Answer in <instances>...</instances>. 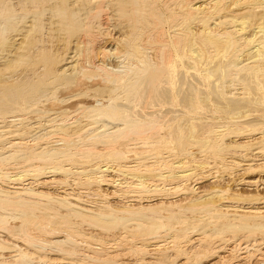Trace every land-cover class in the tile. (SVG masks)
<instances>
[{
  "label": "bare ground",
  "instance_id": "1",
  "mask_svg": "<svg viewBox=\"0 0 264 264\" xmlns=\"http://www.w3.org/2000/svg\"><path fill=\"white\" fill-rule=\"evenodd\" d=\"M3 1L6 0H0V28L3 29L6 26L8 31L9 28L7 29V26L19 22L22 18L25 20L27 18L24 17V13H9V15H6ZM49 1L54 2V0ZM184 1L186 2V0ZM17 2L21 4L22 0ZM60 2L61 5L57 6L59 10L63 6L65 7L64 4L66 3L65 0ZM189 2L191 3H185L187 7H184L182 15L178 14V16L173 12L176 18L169 20L172 22L178 18L179 20H177L181 21L174 24L177 27L172 31L173 50H171L168 47V37L166 40L168 45L160 40L159 35V39H155L156 36H152L155 39L153 41L155 44L149 43V41H152V37L149 40V36H151L153 31H149L150 34L144 30L147 35L149 33L147 37L148 43L145 40L147 44L140 43V39L144 40L143 36H147L145 33L141 35L142 37L138 35L141 31L132 32L129 35L127 34L128 36H124L125 33L118 34L120 30L119 19L127 18L131 20L132 16L136 17V19L140 18L138 23H141L143 19L142 21L147 20L145 22H148L149 27L160 26L161 28L163 19L146 8L145 5L148 2L145 0H93L94 11L92 9V11H88L91 21H95L98 17L100 20V25L98 26L104 23H106V25L104 24L106 27L107 24H110L109 26L114 25L113 28L117 32V34H114L112 43L108 46L110 47L113 44L112 47L109 49L104 48L102 54L103 56L107 54L113 56L121 61V65L118 64V67L109 66L105 64V61L108 63L105 60L106 57H103L104 63L101 61L100 64H95L94 62L93 64L96 65L95 69L103 70L105 74L102 75L103 77L98 76L94 71V74L91 75L92 70L88 69L91 70L88 73V65H81L83 59H80L84 54L86 56V52L82 53L86 51L87 46L83 47L82 49H85L82 50L78 46L80 45L79 43L76 46L74 45V52L69 51V54L74 53L70 57L73 62L69 59L71 61L70 64L73 63L71 66L64 69H59V67L57 72H48L44 75L40 71L38 74L43 77L40 75L41 77L39 76L38 80L35 81L33 79V83L30 81L32 78L25 80L29 77L24 79L21 76L24 80L20 78L21 80H19L22 82L19 81L18 84L23 83L22 86L20 84L18 87L7 88V85L4 89L5 84H2L3 87H1L3 89L0 87V112L6 108L8 110L13 107L10 109L17 115V119L14 116L15 119L10 122H19L14 124L12 129L24 124V121L29 118V116L26 118V112L29 113L32 109V111H35V108H38V111H47L49 109H55L56 111L58 109L59 111L63 108L70 110L73 117H75L74 119H69L71 122H66V120L61 119V116L60 118L53 116V119H48L49 124L52 127H60L59 130L65 128L66 131L77 127L80 121H84H82L81 117L86 122H90L91 127L84 133H77L78 140L72 137V141L68 140L70 137L65 132H61L62 134L56 132L57 127L54 128L55 130H47L48 128H45L41 131H38V129L35 131L33 123H31L33 127L29 130L25 129L27 128L26 124V127L23 126L24 128L15 130H11L10 126L12 125L7 127L8 129L2 125L0 126V231L7 234L6 237L0 236V264H80L79 260L82 257L90 258L91 264H117L118 255L115 252L117 250L115 249L114 252L110 250L112 253H103V249L95 247V245L98 243H103L104 245L105 241L99 240V238L96 239L97 237L94 238L95 236L93 235L83 234L84 232L82 233L79 228V222H75V220L97 227L105 233L118 231L121 239L129 234L131 235L132 232H139L145 238L141 244L138 242L139 246L137 245L138 250L143 253L139 263L144 264H155L160 259V257L156 259L155 257L157 256L154 257V255L153 259H148L150 256L147 254H151L148 253L150 251H155L156 255H158V251H163V253H167V255H163L170 257L168 252L174 254L175 251H178L181 253L185 247L186 249L192 246L194 248L193 244H196V242L212 240L213 238L225 240L224 243L222 242L223 245L218 240L220 242L218 248V244H216L217 253H224L227 248L225 244L229 243L228 239L230 238L226 234L232 229H243L248 234L253 230H256V233L264 232V206H261L264 205V202H262L259 195L255 196V194L253 196L254 193H251L252 190H260L264 186V177L260 175L256 179H242L239 181L237 189L240 188L239 186H246L251 190L250 194L252 196L247 199L249 202L248 207H243L242 201H246L245 197H243L245 193L242 195L241 193L232 192L233 188L230 187L229 189L227 187L226 190H221L220 187L214 186L207 193V191L204 192L202 186L200 187L206 182V179H208L207 181H217L220 169H227L228 166L238 168V170L240 169L244 172H252L255 169L264 170V114L261 113L264 111V0H189ZM9 4L15 5L12 2H9ZM4 5L6 6V3ZM81 6L79 5V7ZM177 6L175 5V7ZM72 11L76 10L73 9ZM37 13H44V11H38ZM79 15L77 13L72 19L67 18V24H73L80 29L85 28L84 34L90 35L91 32L89 30H91V27L87 24L86 19ZM166 20L168 19L166 18ZM158 27L155 29L157 30ZM10 28L13 29V32L16 29L13 26ZM100 28L102 29V27ZM138 30H140L139 27ZM141 30L143 31L142 28ZM10 31L12 32V30ZM162 31H165V29H162ZM169 32H171L170 29ZM7 34V36H10L9 33ZM13 34L15 33L11 35ZM162 34L160 35L162 36ZM71 36L69 34L68 37L71 38ZM164 36L166 37V35ZM90 37L88 36L85 40ZM1 38L0 40L4 41V38ZM23 38L26 37L23 36L21 39ZM163 38L162 40H164ZM91 39L93 38L91 37ZM60 40L62 41V39ZM67 40L70 41L68 38ZM15 41L13 42L15 43ZM20 41L18 42L20 43ZM70 42L72 43L73 41ZM70 42H67V44L69 43V46H73L72 44H76L77 41L72 44ZM59 43L61 44V42ZM119 43L125 44L123 46L125 47L124 50H122L123 48L119 49ZM4 44L7 43L4 42ZM4 46L1 44L0 47ZM22 46H24V42L20 43L18 48H14L19 51ZM64 48L62 46L63 51L65 50ZM79 49L82 50V53H80ZM88 50L92 51L90 48ZM100 50L102 49L97 51L100 52ZM37 52L36 54H38ZM13 53L10 55L16 56V53ZM54 53H57V51ZM79 53L81 54L80 56ZM94 54L97 56L96 53ZM109 55H107V59L110 57ZM85 56L82 58H85ZM95 56H93L94 61ZM98 59L97 61H99ZM89 64L91 65L90 61ZM46 68L43 67L41 70L44 69L47 72ZM34 71L31 69V72L34 73ZM36 72L35 74H37ZM7 73L9 74V72ZM96 74L97 76H95ZM25 75L27 76V73ZM12 76H16L15 73L11 75V78ZM36 76L38 77V75ZM7 78L10 79L9 77ZM8 79L5 78V80ZM48 79L50 83H46ZM13 80L11 79L10 81ZM5 82L7 83V81ZM24 83L28 84V87ZM56 84L59 86L57 89L53 87ZM101 84L109 85L113 96L108 99H102L103 96L102 98L98 96L95 106L87 99H82L85 96L89 97L94 87ZM233 90L236 92H233ZM72 105L78 106V108L73 109ZM148 106L156 109H154V113L146 112L145 109ZM149 111H152V109ZM5 112L7 111L5 110ZM8 112L10 113V111ZM18 113L23 115H18ZM14 114H11V116ZM260 114H263L262 117L257 116ZM6 116L8 117V115ZM254 116L260 119L257 118L258 120L256 121ZM5 117L0 115V123L3 124L5 122L7 118ZM253 117L254 120H252ZM43 119L45 118L43 117ZM30 121L32 122V119ZM40 124L37 123V126ZM37 126L36 128H41ZM46 126L51 127L47 124ZM158 129L160 131L163 130L162 133ZM154 132L159 133L155 135ZM56 133L64 135V138L68 136L67 142H63V144L57 143V145L54 143V145L49 141ZM50 135L52 137L47 138ZM61 135L60 138H63ZM157 135L161 137L155 138ZM81 136L84 138L87 136V138L82 140ZM231 138L234 139L231 141ZM60 141L64 140L61 139ZM165 154H169V156H165ZM226 154L229 155L230 158L228 159L230 161L224 157ZM174 158L177 161L172 163ZM190 159L202 167L210 168L211 171L215 170V172L208 173L204 171V174L194 176L196 172L189 163ZM131 160H136L137 162L131 163ZM256 161H259L260 164L254 163ZM7 165H12V168L8 169L11 166L6 168ZM138 170L147 173L145 175L152 173L159 180L165 182L169 180V182L162 187V185L154 184L157 180L142 176H137L136 179L133 177L135 179H132L134 182H128L129 179H126L127 174L125 173L131 172L132 174L134 171L139 172ZM163 170L166 171L163 172ZM139 174L143 173L140 172L137 175ZM71 175L77 176H74L75 179L71 178L73 180L70 181L69 177ZM252 175L254 174L252 173ZM78 176H81L80 179ZM192 178H194L195 186L190 187L187 182ZM148 181H152L153 184ZM77 185L88 186L85 188L88 191L77 190V192L74 189H66L69 186L76 188ZM96 185L100 189L102 186L104 188L105 186L112 188L111 197L105 193V195H102L115 199V201H103L104 203L95 202L96 200L93 202V199L91 200L92 202L88 201V198L93 197L92 195L90 197V194L95 197L98 196L94 199H99V196H101L100 192L102 189L96 188V190H93L91 188V186ZM59 186L61 187L58 188ZM195 193L200 194V196L194 197L193 194ZM82 194H88L89 197ZM103 196L101 200H103ZM83 197L88 198L84 200ZM12 209L18 210L30 220V223L26 224V226L24 224L14 226L11 218L12 214L10 213ZM240 211L243 213L241 214ZM39 216H42V221L38 220ZM38 233L41 235H43L42 233L47 234L48 237L46 238L48 239H41ZM132 235L135 237L136 234ZM246 236L249 238V235ZM81 237L85 238L82 242H80ZM165 237L169 239V242L160 241L161 238ZM237 237L238 239L241 238L240 236ZM139 239H142V237ZM91 240H95L97 244L95 243L93 246L90 243ZM236 240L234 241L236 242ZM112 241L111 247L115 246L118 248L121 246V240L120 242L117 240ZM258 241H255L256 245L251 242L254 245H251L254 249L264 246V242L261 245L259 244L260 242L257 243ZM83 244L86 245L90 254L86 251H78V246ZM134 244L136 246L137 243ZM240 246L238 247L240 248ZM246 247H248V244ZM41 248L53 249L57 252L56 255L59 256L57 258L53 257L52 251L50 252L52 253L51 256L48 252V254H45L41 252H45ZM102 248L104 247L102 246ZM201 248L206 250L202 246ZM235 248H231L232 251H235ZM6 249L11 251L7 250L3 257V251ZM196 249L200 248L196 247ZM242 249L247 250V248ZM252 249H248L247 252ZM261 251L259 252L263 253ZM192 253L190 252V254ZM221 255L218 258L223 263L221 261L220 263L225 264L223 260L225 257ZM226 257L229 258L231 255ZM85 258L84 260H87ZM179 259L183 260L182 257ZM187 260L184 263L182 262V264L195 263ZM166 261L167 263L169 262L168 260ZM166 261H159L160 263H158L161 264ZM220 263L215 262L213 264ZM195 264H202V262L199 260Z\"/></svg>",
  "mask_w": 264,
  "mask_h": 264
},
{
  "label": "rangeland",
  "instance_id": "2",
  "mask_svg": "<svg viewBox=\"0 0 264 264\" xmlns=\"http://www.w3.org/2000/svg\"><path fill=\"white\" fill-rule=\"evenodd\" d=\"M8 1V2H7ZM17 1H19V0H6V1H3L4 2V4L6 3V6L3 4V6L5 7V10H6V12H5V14L7 15H9V13H15V14H23L24 15V17L25 18H27L26 20L25 19H21V20H19V22H17V23H13L11 26H7V29H8V31L6 30V26H4L3 27V29L2 28H0L1 29V31H0V36L1 37H3L4 38V36H6V37H8V38H4V41L2 40H0V46H1V44L4 46V47H0V53H2V54H0V87L2 86L3 87V85L5 86V87H3L4 89L6 88V86H7V88H11L12 86H15V87H18V86H20V84H21V86L23 85V83H20V84H18L19 83V81L22 79L21 78V76L25 79L26 77H29V78H26L25 80H29L30 78H32V79H30V81L33 83L34 81H32L33 79L36 81V80H38V78H39V76L41 75V74H45V73H48V72H57V70H59V69H64V68H66V67H68V66H71L72 64H70V62L72 61L73 62V60L70 58V57H72L73 55H74V53H71L72 54V56H71V54H69V51L70 52H74L75 50H73L74 48H75V46L76 45H78L79 43H80V45H78V46H80L79 48H83V47H85V46H87L88 48H90V50L92 49V51L90 52L89 50H88V48L86 47V51H83V53L81 52L82 50H84V49H82V50H80V53H82V54H84V52H86L87 54H86V56H85V54L83 55V56H85V58H82L83 56H81V60L83 61H81V65H88V68H87V70L88 69H91L92 70V72H91V70H88V73H90L91 72V75H93L94 74V71H95V73H97L98 74V76L100 75V76H102V75H104L105 73H104V71L103 70H98V69H95V64H100L101 63V61H103V63H104V58H105V60H107V62L108 63H106V61H105V64H108L109 66L111 65V66H113V67H118L119 65H121V61H119V60H117V59H115L113 56H110L109 54H107V55H109L110 57L107 59V55H105V56H103V54H102V52H103V50H104V48H111L112 47V45H110V47H108L109 46V44H111L112 43V41H113V38H114V34H117V32H116V30H114V28H113V26H109L110 24H107V27L105 26L106 25V23H104V24H102L101 26H98V25H100V20L98 19V17L95 19V21L93 22V21H91V18L89 17L90 16V10L92 9L93 11H94V7H95V5H94V3H93V0L91 1V0H80L79 2H78V0H65V7H66V10H65V7L63 6H61L62 8H60V10H59V5H61L60 3V1L61 0H58V1H56V0H54V2L53 1H47V0H22V3L21 4H19V2H17ZM75 1V2H74ZM146 2H148L147 4L146 3H144V4H146L145 6H146V8H148V10H150V12H153V14H157V15H159L162 19H163V24H162V26H161V28H160V26L158 27V26H153V25H151V26H153L154 27V29H152L153 27H149L150 25H148V22H145V21H147V20H144V21H142L141 20V23L142 24H144V25H142L140 22L138 23V20H140V18H137L136 19V17L134 18L133 16L131 17V20H128L127 18H120L119 20V23H120V30H119V32H118V34L120 35V33H122V34H124V36H128L130 33H132V32H136L137 33V31L139 32V31H141L140 33H138V35H142L143 33H145V31L144 30H146V33L147 32H152V34H151V36H149V33H148V35L145 33V35H147V36H143L144 37V40L141 38H139L140 39V43H144V44H147L148 42V39H147V37L149 36V40H150V37H152V36H156L155 37V39H157L159 36H160V40L162 41V42H165L166 44H167V39H168V42H169V49H171V50H173V42H172V40H173V32L172 31H174V29H175V27H177V25H174V24H177L178 22H181V21H178L177 19H174V20H176V21H172V22H170L171 21V19H173V18H176V15H182V13L184 12V9L187 7V5L185 4V3H191V2H189V0H186V2L184 1V0H145ZM154 1H155V3H154ZM158 3H157V2ZM179 1V2H178ZM191 1V0H190ZM9 2L11 3H13V4H15V5H12V4H9ZM37 2V3H36ZM48 2V3H47ZM81 2V3H80ZM85 2V3H84ZM175 2H177V3H181V4H177V3H175ZM185 2V3H184ZM24 3V4H23ZM44 3V4H43ZM52 3V4H51ZM70 3V4H69ZM80 3V4H79ZM93 3V4H92ZM150 3H152L151 5H150ZM38 4V5H37ZM57 4V5H56ZM77 4V5H76ZM154 4V5H153ZM159 4V5H158ZM68 5V6H67ZM75 5V6H74ZM79 5H82L81 7H79ZM92 5V6H91ZM175 5L177 6V7H175ZM186 5V6H185ZM13 6V7H12ZM39 8H38V7ZM58 6V7H57ZM73 8H72V7ZM84 6V7H83ZM174 6V7H173ZM23 7V8H22ZM36 7V8H35ZM67 7H69L68 9H67ZM79 7V8H78ZM85 7H87V8H85ZM90 7V8H89ZM180 7V9H178ZM185 7V8H184ZM17 8V9H16ZM22 8V9H21ZM29 8H30V10H29ZM76 8V9H75ZM84 8V9H83ZM151 8V9H150ZM162 9V10H160V9ZM171 8V9H170ZM76 10V11H72V10ZM82 10V12H81V10ZM153 9V11H151ZM155 9V10H154ZM177 9H178V11H177ZM52 10H54V11H52ZM62 10V11H61ZM84 10V11H83ZM87 10V11H86ZM91 10V11H92ZM166 10V11H165ZM174 10V11H173ZM38 11H44V13H37ZM73 12V14H72V12ZM89 11V12H88ZM159 11H160V13H159ZM28 12V13H27ZM49 12V13H48ZM80 12V13H79ZM173 12H174V14H176V15H174L173 14ZM26 13V14H25ZM31 13H33V14H31ZM37 13V14H36ZM77 13L78 14H80L79 16H81L83 19L85 18L86 19V21H87V24L91 27L90 29L91 30H89L91 33H90V35H91V37L93 38V39H91V37H90V35H86V34H84L85 33V31H84V29H80V28H78V27H76L75 25H68L67 23H68V19L70 18V19H72L73 17H74V15L76 16L77 15ZM165 13V14H164ZM55 14V15H54ZM88 14V15H87ZM173 14V15H172ZM22 15V16H23ZM178 15V16H179ZM27 16V17H26ZM85 16V17H84ZM88 18H87V17ZM166 16V17H165ZM181 17V16H180ZM68 18V19H67ZM90 18V19H89ZM166 18L168 19V20H166ZM48 19V20H47ZM51 21H50V20ZM25 20V21H24ZM30 20V21H29ZM133 20V21H132ZM170 20V21H169ZM48 21V22H47ZM50 21V22H49ZM54 21H55V23H54ZM35 22V23H34ZM126 22V23H125ZM132 22V23H131ZM169 22V23H168ZM175 22V23H174ZM29 23H30V25H29ZM39 23V24H38ZM95 23V24H94ZM125 23V24H124ZM137 23V24H136ZM22 26H21V25ZM33 24V25H32ZM45 24V25H44ZM123 24V25H122ZM130 24H132V25H130ZM141 24V25H140ZM147 24V25H146ZM18 25H20V26H18ZM27 25H28V27H27ZM38 25V26H37ZM39 25H40V27H39ZM44 25V26H43ZM111 25H112V23H111ZM138 25V26H137ZM172 26V29H171V26ZM16 27V29H14V32H13V29H11L10 27ZM46 26V27H45ZM49 26V27H48ZM93 26H94V29H93ZM110 28H109V27ZM146 26H148V27H146ZM168 26V27H167ZM170 26V27H169ZM25 27H26V29H25ZM48 27V28H47ZM100 27H102V29L100 28ZM137 27V28H136ZM138 27H139V29L140 30H138ZM156 27H158L157 28V30L155 29ZM4 28H5V30H4ZM39 28V29H38ZM46 28V29H45ZM141 28L143 29V31L141 30ZM151 28V29H150ZM93 29V30H92ZM101 29V30H100ZM137 29V30H136ZM159 29V30H158ZM162 29H165V31H162ZM166 29H168V30H166ZM169 29H170V31L171 32H169L168 33V31H169ZM9 30H12V32L10 31L9 32ZM16 30V31H15ZM29 30H31V31H29ZM34 30H35V32H34ZM41 30V31H40ZM65 30V31H64ZM125 30H127V31H125ZM155 30V31H154ZM3 31V33H1ZM39 31V32H38ZM48 31V32H47ZM116 32V33H114V32ZM125 31V32H124ZM157 31H160V32H157ZM163 32V34H162V32ZM29 32V33H28ZM106 32V33H105ZM113 32V33H112ZM128 32V33H127ZM166 32V33H165ZM7 33H9V35L10 36H7L8 34ZM12 33H15V34H13V35H11ZM23 33V34H22ZM27 33V34H26ZM46 33V34H45ZM48 33V34H47ZM108 33V34H107ZM69 34L70 35H72L71 36V38L70 37H68L69 36ZM77 34H79V35H77ZM84 34V35H83ZM106 34V35H105ZM122 34H121V36H122ZM128 34V35H127ZM154 34H157V35H154ZM160 34H162V36L160 35ZM170 34H171V36H170ZM2 35H4V36H2ZM26 35V36H25ZM31 35V36H30ZM82 35V36H81ZM85 35H86V37H85ZM159 35V36H158ZM164 35H166V37L164 36ZM170 37H169V36ZM26 37V38H23V39H21L22 37ZM76 37V38H74V37ZM90 37V38H88L87 40H89V41H87V40H85V38H87V37ZM108 36V37H107ZM163 36H164V38H163ZM0 37V38H1ZM15 37V38H14ZM47 37H48V39H47ZM78 37V38H77ZM82 37V38H81ZM101 37V38H100ZM168 37V38H167ZM171 37H172V39H171ZM41 40H40V39ZM67 38L70 40V41H73V42H76V44L75 43H71L70 41H68L67 40ZM81 40H80V39ZM105 38V39H104ZM107 38H108V40H107ZM162 38L164 39V40H162ZM2 39V38H1ZM21 41H20V40ZM25 39V40H24ZM43 39V40H42ZM45 39H47V40H45ZM60 39H62V41L60 40ZM63 39H66L67 40V42H70L73 46H69V43L67 44V42H65L66 40H64L63 41ZM73 39V40H72ZM75 39V40H74ZM77 39V40H76ZM111 41H110V40ZM152 39V41H149V43H152V44H155V42L153 43V41L155 40V39H153V37L151 38ZM159 39V38H158ZM16 40V41H15ZM20 41V43H23L24 42V46H22V49L21 50H19V51H17L16 50V48H18L19 47V42L18 41ZM23 40V41H22ZM84 40V41H83ZM93 40V41H92ZM96 40V41H95ZM142 40H143V42H142ZM145 40H146V42H145ZM170 40H171V42H170ZM7 41V42H6ZM13 41H15V43L13 42ZM40 41H41V44H42V46H40L39 47V45H41L40 44ZM45 41V42H44ZM61 42V44L59 43V42ZM82 43H81V42ZM85 41H87L86 43H85ZM108 41V42H107ZM2 42V43H1ZM4 42L5 43H7V44H4ZM17 42H18V44H17ZM43 42V43H42ZM49 42V43H48ZM63 42H65V43H63ZM89 42V43H88ZM96 44H95V43ZM110 42V43H109ZM9 43V44H8ZM88 43V44H87ZM11 44V45H10ZM17 44V45H16ZM67 45V46H65V45ZM84 44H86V45H84ZM91 44V45H90ZM120 44H121V46H120ZM123 43H119V49L121 48H123L122 50H124L125 49V47H123L125 44H123ZM8 45H10V46H12V47H10V46H8ZM47 45V46H46ZM59 45H61L60 47H59ZM75 45V46H74ZM84 45V46H83ZM88 45H90V46H88ZM102 45H105V46H102ZM168 45V44H167ZM172 45V46H171ZM62 46H63V48L66 50H64L63 51V49H62ZM98 46H100V47H98ZM14 47H16V48H14ZM31 47V48H30ZM38 47H39V50H38ZM46 47H48V48H46ZM70 47V48H69ZM73 47V48H72ZM93 47V48H92ZM97 47V48H96ZM8 48V49H7ZM9 48H11V49H9ZM55 48H58V49H55ZM72 48V49H71ZM95 48H96V50H95ZM102 49V50H100V52L99 51H97V50H99V49ZM3 49V50H2ZM43 49V50H42ZM61 49V50H60ZM68 49V50H67ZM120 49V50H121ZM49 50V51H48ZM60 52H59V51ZM87 50H88V52H90V53H88L87 52ZM93 50H94V52H93ZM2 51V52H1ZM7 51V53H5ZM38 51V52H37ZM55 51H57V53H54ZM12 52H14L13 54H15L16 53V56L14 55V56H11L10 54H12ZM36 52L38 53V54H36ZM49 52V53H48ZM68 52V53H67ZM60 53V54H59ZM79 53V56L81 55ZM94 53H96L97 54V56H98V58H99V56H100V58L98 59V58H96L97 56H95V54ZM98 53H100V54H98ZM7 54H9V55H7ZM20 54H22L21 56H20ZM56 54V55H55ZM65 54H66V56H65ZM93 54V55H92ZM8 57V59H10V60H8L7 59V57ZM20 56V57H19ZM93 56H95V61L93 60L94 59V57ZM181 56V55H180ZM16 57V58H15ZM60 57V58H59ZM104 57V58H103ZM112 57V58H111ZM4 58H6V59H4ZM103 58V59H102ZM1 59H3V60H1ZM12 59V60H11ZM71 61H70V60ZM97 59L99 60V61H97ZM19 60V61H18ZM84 60H86L85 62H84ZM109 60V61H108ZM2 61V62H1ZM89 61H90V63H91V65L89 64ZM8 62V63H7ZM87 62V63H86ZM93 62L95 63V64H93ZM99 62V63H98ZM120 62V63H119ZM6 63V64H5ZM68 63V64H67ZM86 63V64H85ZM110 63V64H109ZM4 64V65H3ZM70 64V65H69ZM93 64V65H92ZM117 64V65H116ZM119 64V65H118ZM11 65V66H10ZM90 65V66H89ZM92 66V67H91ZM43 67H47L46 69V71L47 72H45V70L43 71V70H41ZM60 67V68H59ZM89 67H91V68H89ZM59 68V69H58ZM29 69V71H27ZM31 69L32 70H35L34 71V73L33 72H31ZM50 69H51V71H50ZM7 70V71H6ZM26 70V71H25ZM20 71V72H19ZM21 71H23V72H21ZM36 71H38V72H36ZM40 71H42L43 73H41V74H38V73H40ZM2 72V73H1ZM7 72H9V74L7 73ZM12 72V73H11ZM17 72V73H16ZM32 74H31V73ZM35 72L37 73V74H35ZM14 73H15V75L16 76H12V78H11V75H14ZM25 73H27V76L25 75ZM70 73V72H69ZM19 74V75H18ZM34 77H32L31 75ZM34 74V75H33ZM97 74L95 75V76H97ZM6 75H7V77H9L10 79H8L7 77H6ZM10 75V76H9ZM30 75V76H29ZM36 75H38V77L36 76ZM90 75V74H89ZM42 76V75H41ZM40 76V77H41ZM18 77V78H17ZM35 77H37V79H35ZM43 77V76H42ZM103 77V76H102ZM3 78V79H2ZM5 78L6 79H8V80H5ZM21 78V79H20ZM13 80V81H10V80ZM20 79V80H19ZM24 79H22V80H24ZM4 80V81H3ZM18 80V82L16 83V81ZM5 81H7V83L5 82ZM47 81V80H46ZM9 82V83H8ZM20 82H22V81H20ZM24 82V81H23ZM31 82H28V83H31ZM50 83V80L48 79V81L46 82V83ZM26 83H27V81H26ZM3 84V85H2ZM11 84V85H10ZM25 84V83H24ZM26 85V87H28V84H25ZM1 87V88H2ZM14 87V88H15ZM51 88H52V86H50ZM54 88L56 87V89L57 88H59V86H57V84L56 85H54L53 86ZM2 88V89H3ZM233 92H236V91H234L233 90ZM99 96V98H102V96H103V98L102 99H108L109 97H111V96H113V93H112V90L110 89V86L109 85H107V84H101L100 86H97V87H94V89H93V91H92V94L89 96V97H87V96H85V98H82V99H87L92 105H96L97 103H96V98ZM88 98H90V99H88ZM92 99V101H90ZM93 100H95V101H93ZM74 105V104H73ZM72 105V108L73 109H76V108H78V106H73ZM7 107H9V106H7ZM4 108H6V107H4ZM10 108H13V107H10ZM9 108V109H10ZM70 108V107H69ZM7 110V108L6 109H4V111H2V112H0V115H4V117H5V115H8V117L5 119V122L2 124V123H0V126L2 125L3 127H6V129H8L7 127H9L10 125H12V126H10L11 127V130H15V129H18V128H24V127H26V125H27V128H25V129H27V130H29L30 128H32L33 126V124H34V128L36 129L35 131H37V129H38V131L40 130H44L45 128H48L47 130H55L54 128H56V132H58V133H61V132H65L66 134H68L69 135V137L71 138H69L68 136L66 137V138H64V135H61V134H54L53 136L54 137H52V135H50L49 137H47V138H51V140H49V141H51L53 144L55 143L56 145H57V143H60V144H63V142H67L66 141V139H68V140H72L73 141V139H72V137L75 139V140H78L77 139V133L78 134H81V133H84V131H86L87 129H89V127H91V123L90 122H86V120L83 118V117H81L82 118V121L83 122H81L80 121V123H79V125L77 126V127H75V128H72V129H69V130H66L65 131V128L64 129H61V130H59V128H58V126H56V127H52L50 124H49V120H50V118H52L53 119V116H58V118H60V116H61V119H63V120H66V122L68 121H70L69 119H74L75 117H73V115L71 114V112H70V110H68V109H65V108H63V109H61V110H59L58 111V109H57V111L55 110V109H52V110H47V111H45V110H43V111H45L46 112V114H45V112H43V111H41V110H39L40 111V113H38L39 111H38V108H35V111H32V110H30L31 111V113H30V111H29V113L28 112H26V118H28V116H29V118L26 120V121H24V124H22V125H18V126H20V127H18L17 126V128H14V129H12V127H14L13 125L14 124H18L19 122H15V123H13V122H10V121H12V119H15L16 118V116L17 115H15L14 114V111H11V109L10 110ZM36 109H37V112H36ZM147 109H148V111L149 110H151L152 109V111H147ZM147 109H145L146 110V112L147 113H154V109L155 108H153V107H150L149 108V106H148V108ZM5 110L7 111V112H5ZM144 110V111H145ZM156 110V109H155ZM8 111H10V113L8 112ZM56 111V112H55ZM42 112V113H41ZM4 113V114H3ZM28 113V114H27ZM58 113V114H57ZM261 113H263L264 114V111L263 112H261ZM11 114H14V115H12L11 116ZM59 114H61V115H59ZM257 114H259V113H257ZM262 114V115H263ZM18 115H23L22 113H18ZM45 115V116H44ZM71 115V116H70ZM256 115V114H255ZM261 115V114H260ZM260 115H257L258 117H262V115L260 116ZM14 116H15V118H14ZM31 116V117H30ZM39 116V117H38ZM257 116H254V117H256L255 118V120L257 121L258 119H260V118H258ZM12 117V118H11ZM43 117L45 118V119H43ZM62 117H64V118H62ZM70 117V118H69ZM73 117V118H72ZM171 117V116H170ZM254 117L252 118V120H254ZM37 118V119H36ZM67 118V119H66ZM258 118V119H257ZM17 119V118H16ZM32 119V122L30 121ZM35 119V121H33ZM39 119V120H38ZM49 119V120H48ZM9 120V121H8ZM41 120H42V122H41ZM81 120V119H80ZM30 121V122H29ZM44 121V122H43ZM9 122V123H8ZM71 122V121H70ZM223 122H225V121H223ZM31 123H33L32 125H31ZM37 123L38 124H40V125H38L37 126ZM46 123L48 126H51V127H47L46 126V124L44 125V124ZM26 124V125H25ZM30 125V126H29ZM90 125V126H89ZM24 126V127H23ZM36 126L37 127H41V128H36ZM46 126V127H45ZM29 127V128H28ZM5 129V128H4ZM160 129V128H159ZM158 129V131L159 132H161L162 133V131H160ZM31 130H33V129H31ZM73 132V133H71V132ZM157 131V130H156ZM46 132V131H45ZM158 132V133H159ZM43 133V132H42ZM41 133V134H42ZM155 133V135H156V133L157 132H154ZM154 133L152 134L153 135V137H154ZM157 133V134H158ZM40 134V135H41ZM57 135V136H56ZM59 135V136H58ZM60 135L61 136H63V138H60ZM77 135V136H76ZM75 136H76V138H75ZM84 136V135H83ZM83 136H81V139L82 140H84L85 138H87V136L84 138ZM163 136V135H162ZM156 137H161V136H155V138ZM61 139H63L64 141H60ZM80 139V138H79ZM234 138H231L230 140L232 141ZM59 140V141H58ZM74 140V141H75ZM55 141V142H54ZM57 141V142H56ZM64 143V144H65ZM52 144V145H53ZM54 144V145H55ZM59 144V145H60ZM165 156H169V154H165ZM227 156V157H226ZM224 157L228 160V161H230L228 158H230L229 157V155H224ZM173 158V157H172ZM166 160H168V159H166ZM170 160V159H169ZM136 160H134V161H132L131 160V163L132 162H135ZM175 161H177V159L176 158H174V160H172V163H174ZM137 162V161H136ZM189 163H190V165H191V167H192V169L194 168V170H195V175L194 176H197L198 174H200V175H202V174H204V171L205 172H215V170L214 171H211V169L210 168H208V167H202L201 165H198V164H196V163H194L193 162V160L192 159H190V161H189ZM254 163H256V164H260V162L259 161H256V162H254ZM227 164V163H226ZM9 166H11V167H9ZM9 167V168H8ZM201 167V168H200ZM6 168H8V169H10V168H12V165H7L6 166ZM204 168V169H203ZM232 168V169H231ZM236 169H237V171H236ZM229 170V171H228ZM10 171H12V170H10ZM139 171V170H138ZM166 170H163V172H165ZM226 171V172H225ZM262 171V172H261ZM264 170L263 169H255L254 171H252V172H244V171H241L240 169L238 170V168H234V167H231V166H228L227 167V169L225 168V169H223V168H221L220 169V173L218 174V180L217 181H213V180H210V181H207L208 179H206V182L204 183V184H202V185H200V187L202 186L203 188H204V192L205 191H207V193L212 189V187L214 186V187H220V189L221 190H226L227 189V187H228V189H229V187L230 188H233L232 189V192H235V193H241L242 195L244 194V196L243 197H245L244 199H246V201H242L243 202V205H241V206H243V207H248L249 205H248V201H247V199H249L250 198V196H252L251 194H250V191L251 190H249L246 186H239L240 188H236L237 186H238V183H239V181H241L242 179H246V180H249V179H256V178H258V176H262V177H264V172H263ZM133 172V171H132ZM140 172H142L143 174H139V175H137L138 173H140ZM201 172V173H200ZM203 172V173H202ZM222 172V173H221ZM240 172V173H239ZM241 172H244V173H241ZM134 173V174H133ZM132 174H131V172H126L125 174H127L126 176H127V178H126V176H125V178L126 179H129L128 180V182H134V180L136 179V177L137 176H142V177H150V178H153V179H155V180H157L156 182H154V184H158V185H162V187L164 186V185H167L168 184V182H169V180H166V182L165 181H162V180H159V178L158 177H156V175H153L152 173H148L149 175H145V174H147V173H144L143 171H139V172H133ZM237 173V174H236ZM252 173L254 174V175H252ZM130 175V178H131V180H130V178H129V175ZM235 174V175H234ZM245 174V175H244ZM166 175H168V174H166ZM74 176H77V175H71L70 177H69V180L71 179V178H73V179H75V177ZM220 176V177H219ZM240 176V177H239ZM256 176V177H255ZM79 177V176H78ZM78 177H76V178H78ZM81 177V176H80ZM80 177H79V179H80ZM133 177H135V179L133 178ZM232 177V178H231ZM239 177V178H238ZM249 177V178H248ZM251 177V178H250ZM255 177V178H254ZM122 178V177H121ZM241 178V179H240ZM73 179H71L70 181H72ZM132 179H134V180H132ZM228 179V180H227ZM221 180H223V181H221ZM235 180V181H234ZM238 181V182H237ZM149 183L151 182L152 183V181H148ZM214 182V183H213ZM219 182V183H218ZM234 182V183H233ZM70 183H72V182H70ZM188 183V186H190V187H193V185L195 186V182H194V178H192L190 181H188L187 182ZM208 183V184H207ZM228 183V184H227ZM237 183V184H236ZM153 184V183H152ZM206 184V185H205ZM221 184V185H220ZM231 184V185H230ZM227 185V186H226ZM234 185H236V186H234ZM76 186V185H75ZM74 186V187H75ZM97 186V185H96ZM96 186H91V188L94 190H96V188H98V189H100L98 186L96 187ZM199 186V185H198ZM233 186V187H232ZM61 186H59L58 188H60ZM80 187H82V188H80ZM86 187H88V186H86L85 185V187H83V185H77V187L76 188H73V187H66V189H74V190H78V191H83V190H86L85 188ZM103 187V188H102ZM101 187V196H99V199H94V198H96V197H98V196H94L93 194H90L89 196L90 197H92V198H88L89 196H88V194H82L83 196H88L87 198H88V201H91L92 199H93V202L95 201V202H103V201H105V202H109V201H111L112 200V202H114L115 201V199H111V198H107V196H103L102 194H106V195H110V197H111V189L112 188H110V187H107V186H105V188H104V186H102ZM210 187V188H209ZM109 188V189H108ZM208 190H207V189ZM235 188V189H234ZM97 189V190H98ZM92 190V191H93ZM238 190V192H236V191ZM249 190V191H248ZM262 190V191H261ZM53 191H55V190H53ZM77 191V192H78ZM86 191H88V189L86 190ZM91 191V190H90ZM243 191V192H242ZM248 191V192H247ZM257 191V192H256ZM252 190L251 191V193L253 194V196L255 195V196H257V195H259V197L262 199V202H264V186H262L261 188H260V190ZM259 191V192H258ZM103 192V193H102ZM107 192V193H106ZM256 192V193H255ZM248 193V194H247ZM258 193V194H257ZM104 194V195H105ZM92 195V196H91ZM102 196H103V200H101V198H102ZM193 196L194 197H198V196H200V194H193ZM107 199H106V198ZM109 197V196H108ZM86 197H83V199L84 200H87V198L85 199ZM105 198V199H104ZM92 202V201H91ZM104 203V202H103ZM157 203H160V202H157ZM260 206V205H259ZM261 206H264V205H261ZM12 215H11V218H12V222H13V224H14V226H21V225H23L24 224V226H26V224H28V223H30V220L27 218V217H25V216H23L18 210H16V209H12V211L10 212ZM240 213L242 214L243 212H241L240 211ZM40 218H38V220H40V221H42L41 220V218H42V216H39ZM28 221V222H27ZM76 221H78L79 223V228H80V230L82 231V233L83 234H87L88 236H95L94 238H96V239H98L99 238V240H103V241H105L104 242V245H103V243H98L97 244V242L95 241V240H91L90 241V243H92V245L94 246L95 245V243L97 244V245H95V247H99V248H101V249H103V253H105V254H107L108 252L110 253L111 251L110 250H112V252H114L115 251V249L117 250V251H115L116 253H117V255H118V258H117V264L119 263V264H144V263H139V259H141L142 257H143V253H141L139 250H138V248H137V245L139 246V244H138V242L141 244V242H143V240L145 239L143 236H141V234L139 233V232H132L131 233V235L129 234L128 236H126V237H124L123 239H121V235H120V232L118 233V231L116 232V231H113V232H111V233H105L104 231L102 232V230L101 229H98L97 227H94V226H92V225H89V224H87V223H82V221H79V220H75V222ZM244 222H246V221H244ZM82 224H84V225H82ZM87 224V225H86ZM82 228H84V229H82ZM88 230H87V229ZM93 228V229H92ZM97 230V231H96ZM96 232L95 234H94V232ZM87 232H90V233H87ZM93 232V233H92ZM100 232V233H99ZM105 233V234H104ZM40 233H38V235H39ZM43 235H41L40 234V238L41 239H45L46 237H48V235L47 234H44V233H42ZM120 235V236H118V235ZM132 234H136L135 235V237L132 235ZM3 235V236H2ZM5 235V236H4ZM6 233H4L3 231H0V236H2V237H6ZM110 236V237H107V236ZM138 235V236H137ZM227 235V237L229 238H227L228 240H229V243H227V244H225V246H227V248L225 249V251H224V253H221V254H218L217 253V250H216V244H218L217 245V248H218V246H220L219 244H220V242H221V244H222V242L224 243V241L225 240H220V239H212V240H210L209 238H206V239H209V240H202V241H198V242H196V244H193L194 245V248H193V246L191 247V248H187L186 249V247L182 250L183 252H181V253H183V254H181V253H179L178 251H175L174 252V254L172 253H170V252H168V254H170L169 256L170 257H166L165 255H163V254H166L167 255V253H163V251H158V252H160V253H158L157 252V254L158 255H156V252L155 251H150V252H148V253H151V254H147L148 256H150V257H148V259H153V255H154V257L155 256H157V257H155L156 259L158 258V257H160V259H159V261H166V260H168L169 262L167 263V261L166 262H164V263H167V264H176L177 262V264H182V262L184 263L187 259V261H189V262H191V263H196L197 261H199V260H201V262H202V264H213V263H220V261H221V263H223V261L221 260V259H219L218 257L221 255V256H223V257H225V259H223L224 260V262H225V264H239L240 262H241V264L243 263V264H264V246L262 245L263 244V242H264V232H257L256 233V230H253L250 234H248L247 233V231L246 230H243V229H241V230H239V229H232V230H230L229 231V233L228 234H226ZM246 235H249V238L246 236ZM251 235V236H250ZM253 235H255V236H253ZM106 236V237H105ZM113 236H114V238H113ZM130 236V237H129ZM133 236V238H131ZM233 236V237H232ZM237 236H240L241 238L240 239H238V237ZM253 236V237H252ZM116 237V238H115ZM142 237V239H139V238H141ZM232 237V238H231ZM234 237H235V239H234ZM237 237V238H236ZM101 238H104V239H101ZM107 238V239H106ZM129 238V239H128ZM225 238V239H226ZM247 238V239H246ZM262 238V239H261ZM46 239H48V238H46ZM130 239H131V241H130ZM133 239V240H132ZM135 239V240H134ZM226 239V240H227ZM236 239H238V240H236ZM261 239V240H260ZM81 241L80 242H82V241H84L85 240V238H82L81 237V239H80ZM107 240V241H106ZM110 240V241H109ZM112 240H117L118 242H120V240H121V246H119L118 248H116L115 246H112L111 247V245H112V243H113V241ZM123 240V241H122ZM127 240H128V242H127ZM138 240V241H137ZM169 239L167 238V237H165V238H161L160 239V241H167V242H169L168 241ZM220 242H219V241ZM234 240H236V242L234 241ZM239 240H241V241H239ZM259 240V241H258ZM112 241V242H111ZM125 241V242H124ZM130 241V242H129ZM211 241V242H210ZM231 241H234V242H232V243H230ZM242 241H243V243H242ZM255 241H258L257 243H259V244H261L262 246H259V248H261V249H259L258 247V251L256 250V249H254L253 248V242H254V244H255ZM262 241V242H261ZM252 242V243H251ZM94 243V244H93ZM131 243V244H130ZM134 243H137L136 244V246H135V244ZM234 243V244H233ZM236 243H238V244H236ZM242 243V244H241ZM251 243V244H250ZM101 244H102V246L104 247V248H102V246H101ZM105 244H108V245H105ZM232 244V245H231ZM247 244H248V247H246L247 246ZM124 245V246H123ZM204 245V246H203ZM211 245V246H210ZM215 245V246H214ZM223 245V244H222ZM231 245V246H230ZM239 245H241L240 246V248L238 247ZM250 245V246H249ZM251 245H253V246H251ZM256 245V244H255ZM107 246H109V247H107ZM198 246H200V247H198ZM201 246L202 247H204V248H206V250H207V252H206V250L205 249H203V248H201ZM233 246H237L235 249V251L233 250L232 251V249H234L233 248ZM81 247V248H80ZM115 247V248H114ZM196 247L197 248H200V249H196ZM208 247V248H207ZM210 247V248H209ZM253 249H252V248ZM77 248V247H76ZM122 248V249H121ZM128 248V249H127ZM229 248V249H228ZM232 248V249H231ZM242 248H247V250L246 249H242ZM78 251L80 250V252H87L88 254H90L89 252H88V248L86 247V245H81V246H78ZM86 249V250H85ZM124 249V250H123ZM135 249V250H134ZM231 249V250H230ZM238 249V250H237ZM242 251H241V250ZM248 249H252V250H250V252H247L248 251ZM7 250L8 251H11L10 249H6V250H4L3 251V254H2V256L4 255V254H6V252H7ZM41 250H45V252L44 251H41ZM41 250H39V251H41V252H43V253H45V254H48L49 253V255L51 256V254L52 253H50L51 251L53 252V257H58L59 255H56V253L57 252H55L53 249H50V248H46V249H43V248H41ZM50 250V251H49ZM82 250V251H81ZM126 250V251H125ZM130 250H132V251H130ZM138 250V251H137ZM193 251V253H192V251ZM198 250V251H197ZM212 250V251H211ZM229 250V251H228ZM263 251V253H260L259 251ZM105 251V252H104ZM107 251V252H106ZM122 251V252H121ZM133 251H135V252H133ZM188 251V252H187ZM192 253V254H190V252ZM233 253H232V252ZM261 251V252H262ZM5 252V253H4ZM48 252V253H47ZM101 252V251H100ZM111 252V253H112ZM154 252V253H153ZM166 252V251H165ZM187 252V253H186ZM206 254H205V253ZM231 252V253H230ZM245 252V253H244ZM247 252V253H246ZM138 253H140V254H138ZM153 253V254H152ZM176 253V254H175ZM188 253H189V255H188ZM209 253V254H208ZM229 253V254H228ZM258 253H260V254H258ZM7 254H9V253H7ZM179 254H180V256L182 257V259L183 260H180L179 258H181L180 256H179ZM205 254V255H204ZM212 254V255H211ZM216 255V256H215ZM231 255V257H229ZM248 255V256H247ZM137 256H139V257H137ZM162 256V257H161ZM185 256V257H184ZM197 257V259H196V257ZM199 256H201V257H199ZM204 256V257H203ZM226 256H228L229 258H227ZM246 256V257H245ZM252 256V257H251ZM254 256H256L255 258H254ZM4 257V256H3ZM8 257V256H7ZM171 257H174V258H171ZM178 257V258H177ZM78 258V257H77ZM85 258V257H84ZM84 258L82 257V258H80V262L82 263V264H91V261H90V258H85V259H87V260H84ZM123 258H124V260H123ZM154 258V259H155ZM168 258V259H167ZM185 258V259H184ZM215 258V259H214ZM232 258V259H231ZM81 259H82V261L84 262H82L81 261ZM171 259V260H170ZM174 259H176V260H174ZM207 260V259H209V260H207V261H205V260ZM252 259V260H251ZM138 260V261H137ZM180 260V261H179ZM191 260V261H190ZM213 260H214V262H213ZM217 260H219V261H217ZM231 260V261H230ZM241 260V261H240ZM247 260V261H246ZM127 261V262H126ZM158 260H157V262L155 263V264H159L160 262H159ZM175 261H177V262H175ZM194 261V262H193ZM230 261V262H229ZM239 261V262H238ZM245 261V262H244ZM86 262H88V263H86ZM159 262V263H158ZM170 262H172V263H170ZM173 262H175V263H173ZM80 263V264H81ZM164 263H161V264H164ZM194 263V264H195ZM220 263V264H221Z\"/></svg>",
  "mask_w": 264,
  "mask_h": 264
}]
</instances>
